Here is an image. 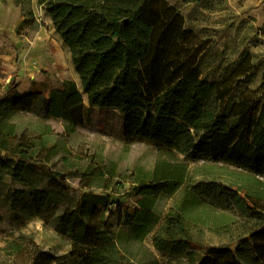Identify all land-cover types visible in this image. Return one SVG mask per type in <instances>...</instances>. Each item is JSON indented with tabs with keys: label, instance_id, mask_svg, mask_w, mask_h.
I'll use <instances>...</instances> for the list:
<instances>
[{
	"label": "trees",
	"instance_id": "16d2710c",
	"mask_svg": "<svg viewBox=\"0 0 264 264\" xmlns=\"http://www.w3.org/2000/svg\"><path fill=\"white\" fill-rule=\"evenodd\" d=\"M36 5L49 16L68 50L79 87L70 80L58 86L34 82L21 95L15 89L3 93L0 85V152L18 160L7 168L11 181L24 182L31 167L43 170L41 162L31 163L37 155L55 153L49 127L36 133L21 130L19 114L62 121L65 132L72 134L85 123L87 110H114L123 117L126 138L144 139L160 148L152 170L137 179L133 213L129 215L127 204L116 203V210L132 222L134 238L141 239L159 223L154 212L159 197L172 196L188 181V167L174 152H190L243 172L237 175L251 184L233 185L239 194L218 186L226 209L244 212L250 223L235 251L213 248L197 261L190 256L186 264H264V112L257 114L256 99L231 103L230 87L200 79L201 44L185 29L180 12L164 0H36ZM36 24L29 10L18 29ZM44 172L55 175L45 168ZM31 196L38 209L56 205L47 191L34 190ZM85 200L62 212L58 233L71 237L83 264H115L118 253L110 227L89 223L113 203L101 196ZM184 221L179 206L168 214L164 236L153 238L158 252L189 244ZM8 248L12 254L24 252L18 243ZM33 257V264H51L39 251Z\"/></svg>",
	"mask_w": 264,
	"mask_h": 264
},
{
	"label": "rangeland",
	"instance_id": "374dc122",
	"mask_svg": "<svg viewBox=\"0 0 264 264\" xmlns=\"http://www.w3.org/2000/svg\"><path fill=\"white\" fill-rule=\"evenodd\" d=\"M16 1L0 0L3 93L15 89L20 94L34 82L58 86L70 80L79 87L70 54L49 16L36 0L29 4ZM164 1L180 12L185 29L200 41V79L230 87L231 103L245 97L256 99L257 114L264 112V0H201L194 5H184L181 0ZM29 10L37 24L18 29ZM16 121L27 132L49 127L55 153L34 157L31 163L41 162L43 170L31 167L24 182H12L7 168H13L18 160L0 152V264L37 263L35 251L48 257L51 264H83L71 237L58 233L59 216L94 196L108 197L113 203L103 218L92 217L89 223L96 228H103L105 223L110 227V238L118 253L115 264H186L190 256L197 261L213 248L235 251L245 238L249 219L235 208L226 209L218 186L233 189L229 194L235 195L239 191L233 185L251 184L237 175L243 172L234 166L196 158L190 152H174L176 160L187 165L189 179L172 196L159 197L154 210L159 223L150 233L135 239L132 222L116 210V203L127 204V212L133 213L138 199L134 191L137 179L140 173L151 171L160 156L156 143L126 138L123 117L114 110H87L85 123L72 134L65 132L62 121L41 115L21 113ZM34 190L47 191L56 205L36 208L31 196ZM207 195L219 202L211 203ZM178 206L189 244L158 252L153 238L164 236L166 218ZM15 243L23 246L22 254L11 253L8 247Z\"/></svg>",
	"mask_w": 264,
	"mask_h": 264
},
{
	"label": "crops",
	"instance_id": "0c3cea01",
	"mask_svg": "<svg viewBox=\"0 0 264 264\" xmlns=\"http://www.w3.org/2000/svg\"><path fill=\"white\" fill-rule=\"evenodd\" d=\"M27 92V90H24L22 93H20L21 95L25 94Z\"/></svg>",
	"mask_w": 264,
	"mask_h": 264
}]
</instances>
